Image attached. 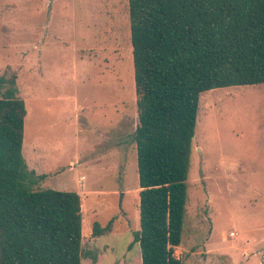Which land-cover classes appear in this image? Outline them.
<instances>
[{"label":"rangeland","instance_id":"374dc122","mask_svg":"<svg viewBox=\"0 0 264 264\" xmlns=\"http://www.w3.org/2000/svg\"><path fill=\"white\" fill-rule=\"evenodd\" d=\"M5 72L26 109L23 157L44 174L32 189L80 196L81 264H140L127 0H0ZM110 219L109 232L92 234ZM174 255L264 264V83L199 95Z\"/></svg>","mask_w":264,"mask_h":264},{"label":"trees","instance_id":"16d2710c","mask_svg":"<svg viewBox=\"0 0 264 264\" xmlns=\"http://www.w3.org/2000/svg\"><path fill=\"white\" fill-rule=\"evenodd\" d=\"M127 6L139 189L133 242L140 264H181L174 247L181 241L199 95L264 83V0H127ZM25 116L16 74L5 72L0 264H81L80 196L32 189L44 174L28 169L22 154ZM111 224L94 221L92 234L109 232Z\"/></svg>","mask_w":264,"mask_h":264},{"label":"built area","instance_id":"2783aa9c","mask_svg":"<svg viewBox=\"0 0 264 264\" xmlns=\"http://www.w3.org/2000/svg\"><path fill=\"white\" fill-rule=\"evenodd\" d=\"M233 234H234V232H231V233H230V235H233Z\"/></svg>","mask_w":264,"mask_h":264},{"label":"water","instance_id":"95a60500","mask_svg":"<svg viewBox=\"0 0 264 264\" xmlns=\"http://www.w3.org/2000/svg\"><path fill=\"white\" fill-rule=\"evenodd\" d=\"M199 150V149H198Z\"/></svg>","mask_w":264,"mask_h":264}]
</instances>
